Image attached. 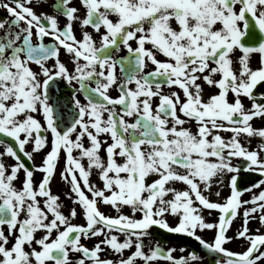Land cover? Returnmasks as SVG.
<instances>
[{"label":"snow or ice","instance_id":"1","mask_svg":"<svg viewBox=\"0 0 264 264\" xmlns=\"http://www.w3.org/2000/svg\"><path fill=\"white\" fill-rule=\"evenodd\" d=\"M0 10V264H264V0Z\"/></svg>","mask_w":264,"mask_h":264},{"label":"flooded vegetation","instance_id":"2","mask_svg":"<svg viewBox=\"0 0 264 264\" xmlns=\"http://www.w3.org/2000/svg\"><path fill=\"white\" fill-rule=\"evenodd\" d=\"M38 11H39V9H38ZM48 11H51L50 9H48ZM7 16V13H6V11H4V10H0V18H2V17H6ZM61 22L63 23V20H61ZM255 66V65H254ZM113 95H115V93H113ZM247 103V102H246ZM36 162H37V164H39L40 163V159H39V157H37V160H36ZM62 163V162H61ZM37 179H39V174H37ZM93 181L95 182L96 181V177L95 176H93ZM57 182H59V177H57ZM53 190L55 191V192H62L63 191V186H61L60 188H56L55 186H54V188H53ZM225 195H227V189H225V193H224ZM214 199H215V197H213ZM247 198H249V196L246 194V196H245V199H247ZM103 210V209H102ZM76 223H82L83 221L82 220H76L75 221ZM236 223V226L237 227H239V225H240V223H241V221H240V219H237V221L235 222ZM257 227H259V225H258V223H256V222H253L252 224H251V228L253 229V231L257 228ZM234 231H235V229H233L232 231H230L229 232V235H232L233 233H234ZM262 231H264V229H262ZM205 235V238L206 239H211V235L210 234H204ZM240 244V245H239ZM229 247L231 248V250H233V251H243L244 250V245H243V242L242 241H233L232 243L230 242L229 243Z\"/></svg>","mask_w":264,"mask_h":264},{"label":"rangeland","instance_id":"3","mask_svg":"<svg viewBox=\"0 0 264 264\" xmlns=\"http://www.w3.org/2000/svg\"><path fill=\"white\" fill-rule=\"evenodd\" d=\"M255 143V142H254ZM232 243V242H231ZM240 245V244H239ZM168 247H176V248H180V247H185V246H183V245H180L179 243H177V242H175V241H171V243L170 244H168L167 245ZM230 245L229 244H227L226 245V247H228L229 249H231L230 247H229ZM188 247V246H187ZM187 247H185V248H187ZM189 251H193V250H191V249H189V248H187ZM195 251H198V250H195ZM182 253H180L179 251H177V253H175V255H177V256H179V255H181ZM186 254V253H185ZM199 255H201V256H204V254L203 253H201V252H199L198 253ZM203 264H209V259L208 258H205V260H204V262H203Z\"/></svg>","mask_w":264,"mask_h":264},{"label":"water","instance_id":"4","mask_svg":"<svg viewBox=\"0 0 264 264\" xmlns=\"http://www.w3.org/2000/svg\"><path fill=\"white\" fill-rule=\"evenodd\" d=\"M176 240L184 243V244H187L189 247L191 248H196V247H199L198 243L195 242L194 240H192L191 238H188V237H175Z\"/></svg>","mask_w":264,"mask_h":264}]
</instances>
